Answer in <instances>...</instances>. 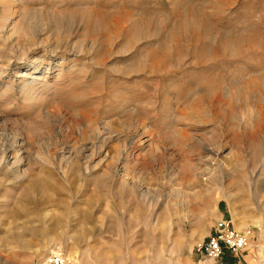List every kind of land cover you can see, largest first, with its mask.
<instances>
[{
	"label": "rangeland",
	"instance_id": "374dc122",
	"mask_svg": "<svg viewBox=\"0 0 264 264\" xmlns=\"http://www.w3.org/2000/svg\"><path fill=\"white\" fill-rule=\"evenodd\" d=\"M222 219L264 264V0H0V264H211Z\"/></svg>",
	"mask_w": 264,
	"mask_h": 264
},
{
	"label": "built area",
	"instance_id": "2783aa9c",
	"mask_svg": "<svg viewBox=\"0 0 264 264\" xmlns=\"http://www.w3.org/2000/svg\"><path fill=\"white\" fill-rule=\"evenodd\" d=\"M247 235L238 231L232 220L218 221L206 243L197 247L196 253L211 264H218L227 254L239 257L249 250ZM37 264H79L76 259L62 249L51 250Z\"/></svg>",
	"mask_w": 264,
	"mask_h": 264
},
{
	"label": "trees",
	"instance_id": "16d2710c",
	"mask_svg": "<svg viewBox=\"0 0 264 264\" xmlns=\"http://www.w3.org/2000/svg\"><path fill=\"white\" fill-rule=\"evenodd\" d=\"M229 261V260H228Z\"/></svg>",
	"mask_w": 264,
	"mask_h": 264
}]
</instances>
